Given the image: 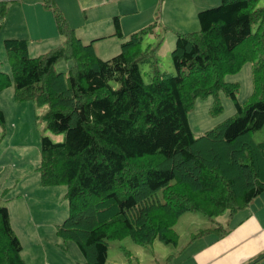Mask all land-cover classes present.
Here are the masks:
<instances>
[{
	"label": "trees",
	"instance_id": "1",
	"mask_svg": "<svg viewBox=\"0 0 264 264\" xmlns=\"http://www.w3.org/2000/svg\"><path fill=\"white\" fill-rule=\"evenodd\" d=\"M0 0V27L11 3ZM42 0L64 43L31 57L29 41L4 42L11 74L0 71V93L15 87L18 102L47 106L43 121L65 141H41V183L66 186L69 212L57 235L74 242L84 264H108L110 243L130 238L141 246L177 245L176 226L188 213L211 219L233 217L264 193V142L253 136L264 128V7L261 0H221L198 13L200 30L178 33L172 52L176 75L159 69L158 49L143 52L145 28L104 60L93 43L81 41L56 3ZM115 36L122 37L115 18ZM254 33L229 40L247 24ZM241 24L240 27L238 25ZM153 27V26H151ZM233 35V34H232ZM62 61H73L67 73ZM253 64L254 92L241 103L239 83L226 77ZM142 64L152 69L146 83ZM220 91L235 102L236 114L200 137L189 114L198 99L214 96L213 113L223 111ZM6 122L0 109V125ZM215 227L192 234V242L231 230ZM23 245L0 197V264H26ZM264 253L247 264H259Z\"/></svg>",
	"mask_w": 264,
	"mask_h": 264
},
{
	"label": "rangeland",
	"instance_id": "2",
	"mask_svg": "<svg viewBox=\"0 0 264 264\" xmlns=\"http://www.w3.org/2000/svg\"><path fill=\"white\" fill-rule=\"evenodd\" d=\"M194 0H145L147 8L153 9V16L148 26L138 28L131 32L133 24L142 18L151 16L150 11L141 12L135 8L131 14L121 17L122 37L112 36L105 41H95V47L98 57L108 60L121 52L122 43L128 40L133 34L141 32L145 28L153 29L152 33L144 37L142 49L147 52L154 48L158 49L157 58L159 69L163 73L176 75L173 64L172 52L176 47L178 33H193L191 29L180 32L178 26H165L163 21L170 25L176 23H186V18L192 20L190 9ZM215 0L206 2L214 3ZM35 1H32L33 3ZM16 3V2H15ZM30 2L24 4H31ZM221 0H216L215 4L210 6H201L202 10L219 6ZM12 4V5H11ZM10 5L13 6V3ZM21 5V3H16ZM200 3L195 0V8ZM203 5V4H202ZM125 7H130L125 3ZM264 7V0L257 5V8ZM9 8H11L9 6ZM173 8L177 11H170ZM200 10V11H202ZM199 11V12H200ZM101 12H104L101 10ZM197 12V13H199ZM32 19L29 13L17 9L12 12L11 25L16 27L22 20L30 21ZM115 18L111 21L104 22L99 29L107 31L112 27L115 35ZM198 20V14H197ZM95 19L89 16L82 30L79 33L86 35L87 30L96 29ZM189 22V21H188ZM199 24V21H196ZM11 25L0 27V71L11 74V66L8 61L7 52L4 42L6 39H23L9 37ZM153 26V27H151ZM226 27V35L229 40L233 38L238 41L237 32L229 30ZM78 29V28H77ZM232 29V28H231ZM200 30H197V32ZM247 31V29H246ZM256 27H251L254 33ZM233 34V35H232ZM84 36L83 43L89 44L94 38L87 40ZM27 40V39H26ZM55 45V44H54ZM60 46L56 44L55 48ZM29 55L36 57L46 53L54 48H48L45 41L29 43ZM73 66V61H62L56 66L57 72L67 73ZM141 71L146 83L152 81V69L149 64H142ZM227 82L239 83L241 89L238 99L245 103L251 99L254 92L253 84V64H246L243 69L236 75L226 77ZM219 98L223 106V111L213 113L216 107V98L210 96L196 101L193 111L189 114L191 129L196 137L204 135L206 132L216 128L219 124L235 116L236 106L224 91H220ZM0 109L5 113L6 122L0 125V197L1 205H6L12 212L13 227L19 236L24 252L22 254L26 264H60L62 261L74 257V253L82 256L79 247L72 241H64L57 235V225L64 222L68 216L69 205L66 198V186H43L41 183V174L39 171L41 165V141L43 137H49L54 143L65 141L66 134L55 135L49 132L43 121V116L47 112V106L38 105L34 101L18 102L15 98L14 85L0 93ZM257 143L264 142V128L256 132L253 136ZM231 217L229 212L213 220L199 213H188L181 218L176 226L180 235L177 245L165 246L157 242L154 245L141 246L130 238L113 241L110 243L108 264H188L190 256L195 252L200 243H196L194 249L192 234L199 230L215 227V221L224 227H229ZM236 222V220H235ZM32 232V233H31ZM36 238L33 239L32 236ZM190 249V250H189Z\"/></svg>",
	"mask_w": 264,
	"mask_h": 264
},
{
	"label": "crops",
	"instance_id": "3",
	"mask_svg": "<svg viewBox=\"0 0 264 264\" xmlns=\"http://www.w3.org/2000/svg\"><path fill=\"white\" fill-rule=\"evenodd\" d=\"M32 1L35 2L31 3ZM197 1L200 3L198 6L195 8L193 7V5H195L194 0L190 7V9L193 10L191 12V18H193L192 20L186 18L187 20H184L186 23H176L175 25H170L167 21H163L165 26H178L181 28L180 32H188L184 31L187 29L197 32L200 27V25L196 22L198 21L197 12L202 10L203 6H210L211 4L214 5L216 0L213 1L214 3L206 2L207 0ZM27 2H30L31 4H24ZM16 3H13V6H11L12 4L10 5L11 8H9V14L4 21L3 26L7 27L8 25H11L12 12L17 9H21L24 13H29L32 19L30 21L22 20V24L18 22L16 27H12L11 25L12 29L8 33L9 37L27 39L29 43L30 41H45L49 45L48 48H55L54 46H56V44L62 45L64 43V38L58 33L53 14L43 7L42 0H26L18 2L21 3V5ZM56 3L68 19L71 26L77 31L81 41L84 40L83 38L86 36L85 38L87 40H89V37L94 38L91 43L95 41H105L110 37L115 36L110 25L107 31H102L98 28V26L104 22L111 21L113 17H118L119 19L121 17H125L131 14L132 11L130 10H134L138 7L141 12L150 11L151 16L146 18L144 14L140 20H137L133 24L131 32H135L138 28L148 26L153 16L152 11L157 6L147 8L145 0H57ZM125 3L129 4L130 7H125ZM101 10L104 12H101ZM170 11L179 12V10H175L173 8H171ZM89 16L96 20L94 22L97 26L94 31L89 29L85 32L86 35H83L79 33V28H82L83 30ZM246 24L247 28H244L241 24L238 25V27L241 26V28L236 30L238 33L236 36L237 38H242L250 34L251 26L248 22L243 23V25ZM8 209L13 226L12 212L10 208ZM225 228H229L231 232L222 239L219 238L216 233H213L197 240V242L193 245H189L190 249L192 247L194 249L196 243H200L198 248H195V252H193L190 256L189 261L186 263L247 264L260 254L264 253V193L253 201L247 209L240 211L231 217V220H229V227L227 226ZM32 238L35 239L36 235L32 236ZM84 263L85 258L83 254L82 256H78V254L74 253V257L69 260L62 261L60 264ZM178 264H182V262H179ZM259 264H264V260Z\"/></svg>",
	"mask_w": 264,
	"mask_h": 264
}]
</instances>
